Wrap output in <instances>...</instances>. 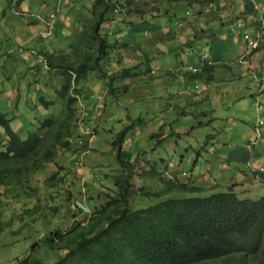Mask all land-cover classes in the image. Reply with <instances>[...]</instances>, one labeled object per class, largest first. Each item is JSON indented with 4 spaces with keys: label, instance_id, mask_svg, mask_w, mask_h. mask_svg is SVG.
<instances>
[{
    "label": "rangeland",
    "instance_id": "obj_1",
    "mask_svg": "<svg viewBox=\"0 0 264 264\" xmlns=\"http://www.w3.org/2000/svg\"><path fill=\"white\" fill-rule=\"evenodd\" d=\"M41 1L22 0L18 5L15 0H0V114L13 118L11 127L21 136L37 129L39 119L63 117L65 99H57L50 88L47 98L56 101L55 107L37 109L32 107L34 101L42 83L64 82L70 75L63 71L77 66L80 61L76 58L91 51L84 45L83 36L73 33L78 34L77 24L84 25L86 16L93 12L94 0H59L57 34L24 45L41 13ZM246 1L215 0L213 6L193 7L182 2L172 8L160 5L158 13L163 15L159 17L153 16L157 12L130 15L121 4L119 12L108 13L114 20L108 21L101 37L114 41V45L142 44L116 49L109 54L110 65L102 62L106 73L117 76L114 94L108 92L111 77L105 78L99 69L83 76L76 85L80 95L75 107L84 114L79 117L84 123L75 126L74 135L69 137L73 149L60 152L49 166V174L57 171L65 176L60 184L62 192L45 184L48 172H40L37 194H0V264H17L44 233L70 228L75 219H84L79 205L92 211L106 204L110 194L118 193V181L127 174L132 209L172 197L206 196L231 187L242 198L264 196V45L254 51L244 36L247 30L254 37L252 8L258 1L264 15V0H250L253 4H248L247 13L251 27H238L243 23L238 20L240 7ZM160 3L147 0L146 5ZM23 6L30 8L19 10L25 11L18 12L19 23L11 12ZM147 19L149 26L135 25ZM16 25L20 29L10 31ZM52 46L60 50V56L53 53L48 61L60 62L62 69L45 67ZM91 47L95 52L98 41ZM203 54L217 62L211 74H200ZM41 56L44 62L35 66ZM190 66L197 67L199 73L187 75ZM124 68L132 69L128 77L121 74ZM70 74L74 81L75 74ZM73 86L72 82L69 91L76 95ZM9 89L17 91V98L9 99ZM125 129L128 134L121 156L126 161L121 163L114 140ZM5 140V129L0 125V149ZM256 169H263V174L257 175ZM173 183L198 186L202 191ZM54 206L56 211L51 209ZM35 207L34 213L26 212ZM261 235H253L247 245L246 252L252 255L249 264H264V227ZM256 243L257 249L249 251ZM63 254L43 246L39 256L45 262H55Z\"/></svg>",
    "mask_w": 264,
    "mask_h": 264
},
{
    "label": "trees",
    "instance_id": "obj_2",
    "mask_svg": "<svg viewBox=\"0 0 264 264\" xmlns=\"http://www.w3.org/2000/svg\"><path fill=\"white\" fill-rule=\"evenodd\" d=\"M113 1L94 0L93 8L94 11L97 10L100 19L92 30L95 35L83 36L84 45L90 47L91 51H85L82 57L76 58L80 61L77 66H71L69 70L63 71L75 74L73 89L76 94L80 92L76 85H79L82 77L97 69L101 70L105 77L108 75L111 77V81L107 82L108 92L114 94L117 89L113 84L116 74L106 73L102 62L110 65L109 54L118 49V46L114 45L115 42L101 37L99 31L105 21L114 20L107 14L109 11L116 12V3L119 0ZM174 1L179 7L184 1L194 6L205 5L213 0ZM246 2L253 4L250 0ZM256 5V8H252L256 19L252 24L255 30L254 37L247 30L244 35L254 51L259 50L261 43L264 45V15L261 5L258 3ZM131 6L125 5L126 12L130 15L132 13L143 15L160 10V6H152L150 11L140 6L134 8ZM168 12L167 9L165 13ZM208 17L214 18L211 14ZM248 18L249 16L247 20ZM147 22L135 25L142 26ZM242 22L244 24L239 23L238 27H251L249 21L245 22L244 19ZM133 23L131 20L130 24ZM177 23L182 24L178 21ZM95 40L98 41V47L93 52L91 45ZM125 45L128 43L121 44ZM145 61L149 62V59ZM216 64L217 62L206 54L200 74L202 72L211 74ZM59 68L62 69L64 66L60 65ZM146 68L151 70L148 65ZM131 70L124 68L121 74L128 77ZM199 71L195 73L189 71L187 75H195ZM71 83L70 75L66 78L61 92L66 95L63 117H46L38 120L40 124L38 128L29 131L26 136H21L11 127L12 118L0 114V125L4 127L6 135L3 149H0L1 195L23 196L31 195L32 192L37 194L40 187L37 174L40 172H48L45 184L59 188L58 191L62 192L60 184L65 182V176L57 171L49 174V166L60 152L73 149L69 137L74 135V127L78 126L79 118L78 108L75 107L78 97L72 93L67 94ZM38 103L46 109H50L48 105L55 104L44 97H41ZM127 134L128 129H125L114 140L121 163L126 161L122 159L121 152ZM129 179L130 174H127L118 181L120 185L118 193L110 194L106 191V194H110L109 200L92 211L84 210L78 203L84 219H75L70 228H56L44 233L30 253L21 257L17 264H249L247 261L252 260V255L246 250L253 235L262 238L264 196L258 199L242 198L231 187L227 191L214 192L206 196L172 197L146 208L132 209ZM173 185L189 188L191 191H202L201 187L194 185L177 183ZM66 191H69V194L73 193L69 189H65ZM37 209L30 208L26 212L32 214ZM51 209L56 211L57 207ZM2 230L3 227H0V232ZM43 246L50 250L62 251L64 254L55 262H45L39 256ZM256 249L257 243L249 251Z\"/></svg>",
    "mask_w": 264,
    "mask_h": 264
},
{
    "label": "crops",
    "instance_id": "obj_3",
    "mask_svg": "<svg viewBox=\"0 0 264 264\" xmlns=\"http://www.w3.org/2000/svg\"><path fill=\"white\" fill-rule=\"evenodd\" d=\"M16 1H18V5L19 4H22L21 3L22 0H15V2ZM114 1H116V0H114ZM214 1L215 0H213L211 2H208V4L210 6H213ZM146 2H147V0H119L117 2V4H116L117 5L116 13L120 11V8L127 10V8L125 7V5H128V4H131V5L134 4L135 6L132 5L131 6L132 8H134L136 6H140V7L144 8V9H146L147 11H150L151 8H152V6L148 7L146 5ZM119 4H121V7L120 8L118 7ZM166 4H169V6L172 8L174 5L177 4V2H175L174 0H163L159 4V6L160 5H166ZM243 4H244L243 8L240 7V13H239L240 14V19L239 20L243 21L245 19V22H248L249 21V18L247 20V16H248L247 10H249L250 7H249V5H248L247 2L246 3H243ZM205 5H207V4H205ZM191 7H193V6H191ZM217 7L219 8V6H217ZM21 8H26V9L28 8L29 9L30 7L29 6L16 7L15 8V12H13V9H12V12H11L12 16L19 23H21L22 19L17 16L18 15V12H25V11H19V10H21ZM58 9H59V0H42L40 2V4H39V10H40L41 13L40 14H37V17H36L37 18V21L34 22V25L29 30L30 33L32 34V36L25 37V39H24V45H27L30 41H32L35 38L41 39L43 37L52 36L54 33L57 34L58 29L60 28V23H61V21L59 19V13H57ZM160 9H161V7H160ZM92 11L93 12L90 14V16H86V20H85V24L84 25H78L77 24V26L79 27L80 30H78V34L76 32L73 33L75 35V37H79V36L92 37L93 34L95 35V32H93L92 30L95 28V25L96 24L95 23L93 24L92 21L94 20L95 22L96 21L98 22V20L100 19V16L97 13V10H95V11L92 10ZM54 12H56V14H54ZM155 12H157V14ZM148 13H150V12H147L146 14H148ZM151 13H155V14H153V16L156 15L157 17H159L158 15H161V13H158V11H154V12H151ZM202 13L203 12L201 11V14ZM136 15H138V13ZM143 15H145V14H143ZM122 17H123V15H122ZM63 20L66 21L65 18H63ZM149 20L150 19H147L146 20V22L147 21L148 22L145 24V26H148L149 24H151ZM108 25H109L108 21H105V23L101 24L100 30H99L100 31V35L102 34L101 33L102 29L105 28V27H107ZM84 26H86V27H84ZM9 29L12 32H16V31H18L20 29V25L11 26ZM134 31H136V30H134ZM35 35H37V36H35ZM150 35L151 34L148 32V36L149 37H150ZM112 42H114V41H112ZM144 42H146V41H143V43ZM118 43H120V41H118ZM121 44H123V43H120L119 45H117L118 46V49L124 47V46H121ZM135 44H137V43H135ZM135 44H128V45H125V46H128V47L132 48L133 46H135ZM140 44H142V43H138L137 45H140ZM28 51L31 52V53H35V51L33 49H28ZM44 53H45V51H43L42 54H44ZM53 53H55V54H57V55L60 56V50H58L56 47H53L52 46L51 49H50V51H48V56H50V58L49 57L46 58L47 65L45 67L48 70H59L60 69L59 68L60 62L58 63V61H55V62H52L51 63V62L48 61V60H51V55ZM201 58L204 61L203 55H202ZM42 62H44L43 56H41L40 57V60L35 63V66H38L39 63H42ZM189 68H191V67H189ZM69 75H71V74H69ZM105 78H109V75H108V77H105ZM62 83L63 82H61L60 79L58 81H53L52 82V85L45 86V83H42V88L40 89V93L37 96L36 100L34 101V105L32 107H35L37 109H39L41 107V105H39V103H38V101L41 100V97H44L45 99L54 102V100H51V99H48L47 98V96L49 94V88L51 89L52 93H55L56 98L57 99H60V86H61ZM7 92L11 96V97H9V99L17 98V91L15 89H9ZM73 92H76L75 89L73 90ZM78 95H79V93H78ZM62 99H64V97ZM48 107H50V108L53 107V103L50 104V105H48ZM79 113H80V111H79ZM39 120H42V119H39ZM25 124L28 125L29 122L26 121ZM29 131H32V130H29Z\"/></svg>",
    "mask_w": 264,
    "mask_h": 264
},
{
    "label": "clouds",
    "instance_id": "obj_4",
    "mask_svg": "<svg viewBox=\"0 0 264 264\" xmlns=\"http://www.w3.org/2000/svg\"><path fill=\"white\" fill-rule=\"evenodd\" d=\"M253 3V2H252ZM255 4H257V1L255 2ZM257 6V5H256ZM256 6H255V8H256ZM241 21V20H240ZM206 57V54H203V58H205ZM191 68H189L191 71L190 72H193V73H195V72H198L199 71V69L197 68V67H192V66H190ZM66 78L67 77H65V81H66ZM72 80H73V78H72ZM65 81L61 84V89H60V99L61 98H63L64 97V99H66V95H64L63 93H61L62 92V90H63V85L65 84ZM73 82V81H72ZM74 84V83H73ZM70 93V91H68L67 92V94H69ZM61 94H63V96H61ZM76 94V93H75ZM77 95V97H78V94H76ZM80 95V94H79ZM79 100V99H78ZM55 102V104L53 105V107H55L57 104H56V101H54ZM81 116H84V114L82 113V111H80V113H78V118L79 117H81ZM12 120H13V118H12ZM11 120V121H12ZM84 122H82L81 120H79L78 121V126L79 125H82ZM16 131V130H15ZM17 132V131H16ZM263 169H261V170H259V169H256L255 170V173L257 174V175H262L263 173ZM233 189H234V187H233ZM235 190V189H234Z\"/></svg>",
    "mask_w": 264,
    "mask_h": 264
}]
</instances>
